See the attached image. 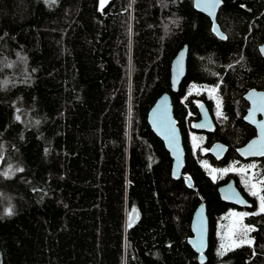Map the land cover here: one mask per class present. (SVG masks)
Here are the masks:
<instances>
[{
	"label": "trees",
	"instance_id": "1",
	"mask_svg": "<svg viewBox=\"0 0 264 264\" xmlns=\"http://www.w3.org/2000/svg\"><path fill=\"white\" fill-rule=\"evenodd\" d=\"M216 22L224 38L193 0H0V264H198L187 239L200 202L202 264H264V211L226 169L258 162L264 197V158L236 153L255 135L244 94L264 90V0H221ZM183 45L186 73L173 92L170 64ZM192 85L216 87L219 116ZM164 92L193 189L172 178L147 122ZM201 102L215 130L194 148ZM216 141L227 147L221 160L209 152ZM230 178L252 203L253 243L219 253L220 216L237 207L217 188Z\"/></svg>",
	"mask_w": 264,
	"mask_h": 264
},
{
	"label": "water",
	"instance_id": "2",
	"mask_svg": "<svg viewBox=\"0 0 264 264\" xmlns=\"http://www.w3.org/2000/svg\"><path fill=\"white\" fill-rule=\"evenodd\" d=\"M211 0H193L196 10L207 15L212 21V29L220 38H224V33L219 29L216 22V15L221 5V0L215 7H209ZM259 52L264 58V42L259 47ZM183 53V56H181ZM187 46L183 45L170 64V86L173 92L178 90L181 80L186 73ZM248 102V108L244 115V121L255 129V135L250 138L244 145L236 149V153L243 160L264 158L261 150H264V111L258 110L261 101L264 100V90L249 89L244 94ZM199 118L193 122L192 128L195 131L210 133L215 130L213 116L204 102L199 107ZM147 122L151 130L163 142L171 158V176L174 179L184 178L185 185L193 189L194 181L189 175L183 174L185 166V150L183 139L177 120L173 113V103L168 92L162 93L151 105L147 112ZM254 146V147H253ZM227 151L224 143L216 141L209 148L210 154L217 160H221ZM218 194L222 201L240 209H248L252 203L241 193L235 184L233 178L220 184L217 188ZM135 212L132 213L133 220ZM208 229L209 222L206 212V204L200 202L191 217L190 231L191 234L187 239L188 244L196 253L198 264L206 261V250L208 246Z\"/></svg>",
	"mask_w": 264,
	"mask_h": 264
},
{
	"label": "rangeland",
	"instance_id": "3",
	"mask_svg": "<svg viewBox=\"0 0 264 264\" xmlns=\"http://www.w3.org/2000/svg\"><path fill=\"white\" fill-rule=\"evenodd\" d=\"M189 91H196L198 93L205 92L209 99L212 101L213 112L215 116L221 114V100L217 93L216 87H201L192 85ZM190 139L192 141L193 147L197 148L204 139V134L201 132H191ZM213 170V167H209ZM227 170H236L239 172L241 177V182L245 189L252 194L253 191L256 192V198L258 202V211L261 210V197L260 193V169L258 162L252 163H241L233 162L229 165ZM224 169V170H226ZM224 173V171H220ZM256 187L253 188L252 186ZM246 209H237L234 207L228 208L220 216V222H218V235H219V253H224L227 250L233 249L242 244H252L253 239L250 235L252 227L244 222V216L246 215Z\"/></svg>",
	"mask_w": 264,
	"mask_h": 264
},
{
	"label": "snow or ice",
	"instance_id": "4",
	"mask_svg": "<svg viewBox=\"0 0 264 264\" xmlns=\"http://www.w3.org/2000/svg\"><path fill=\"white\" fill-rule=\"evenodd\" d=\"M103 2H104V0H101V3H103ZM219 3H220V0H211V3L208 6L209 7H215ZM181 56H183V53H181ZM258 110L264 111V100L261 101V106L258 108ZM262 144H264V142H262ZM261 154H264V150H261ZM252 187L255 188L256 186L253 185ZM252 194L256 195V192L253 191ZM261 211H264V197H261Z\"/></svg>",
	"mask_w": 264,
	"mask_h": 264
}]
</instances>
